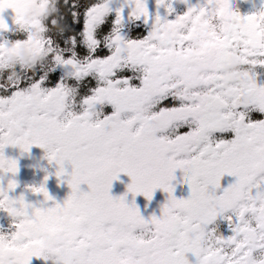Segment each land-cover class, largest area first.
<instances>
[{
    "label": "snow or ice",
    "instance_id": "1",
    "mask_svg": "<svg viewBox=\"0 0 264 264\" xmlns=\"http://www.w3.org/2000/svg\"><path fill=\"white\" fill-rule=\"evenodd\" d=\"M178 2L186 10L167 19L146 0H0V176L17 172L6 147L36 146L70 189L48 205L43 183L32 186L34 205L8 195L14 179L0 184L11 218L0 264H192L188 253L194 264H264V0L243 15L230 0ZM172 3L156 0L166 16ZM125 21L148 28L127 37ZM21 48L30 55L17 62ZM226 56L233 78L220 82ZM177 169L187 197L172 195ZM119 173L133 197L167 193L159 216L109 195ZM55 231L65 239L50 246Z\"/></svg>",
    "mask_w": 264,
    "mask_h": 264
},
{
    "label": "flooded vegetation",
    "instance_id": "2",
    "mask_svg": "<svg viewBox=\"0 0 264 264\" xmlns=\"http://www.w3.org/2000/svg\"><path fill=\"white\" fill-rule=\"evenodd\" d=\"M262 0H230V7L233 11H239L240 14H248L255 9L259 8ZM118 3V0H117ZM117 3H113L112 7L115 8ZM189 3H196V0H189ZM147 10L151 15L157 14L161 18L173 19L175 15L182 14L185 10V4L178 2V0H173L172 7L174 9L173 14L166 16V10L164 7H157L156 0H146ZM127 10H125L126 15ZM13 16L10 10H5L3 13V18L8 23L9 27H13L12 19ZM112 17H109L111 20ZM139 28L144 31L147 30L148 25L142 23V21H134L129 23L125 21L124 27L121 29L123 35L127 37H133L136 33L133 29ZM3 38L8 40L23 39V34L20 32H4ZM22 49V48H21ZM20 49V50H21ZM27 56L30 55V51L27 48ZM20 50L18 52L19 59ZM202 48L197 47L190 51L192 56L198 57L202 54ZM230 58L225 57V63L218 68L217 79L220 82H227L233 78V73L230 69ZM24 60H22L23 62ZM203 65L196 63L192 66V73L198 75L202 70ZM258 83H264V77H260ZM169 104L171 102H168ZM4 155L8 158L14 159L17 162V172L14 176L11 174H3L0 176V184H6L8 179H14L16 181L17 187L10 191L8 195L12 198L23 196L26 203L38 204L39 201L43 200V196L39 193H32L29 188L32 186H40L43 183V187L47 191L48 195L51 197L47 203L51 205L52 201L56 203H62L70 192L69 187L63 182L65 178H58L54 175L56 171V165L54 163H49L45 156L43 149L32 146L29 148L27 153H21V151L16 147H6L4 150ZM64 168L66 172L71 171V166L65 162ZM47 175V180L44 177ZM174 179L170 182L173 186L172 195L176 198L187 197L188 189L187 185L181 183L183 173L177 169L173 173ZM233 178L225 177L222 180V185L227 186V183L231 182ZM131 182L130 177L124 173H119L116 180H113L109 188V195L112 197L124 196L126 203H134L140 213V215L147 219L150 216H159L160 206L164 203L167 193L162 192L160 189H156L152 193L150 200L146 199L142 195L132 196L131 193H127V185ZM82 191H87V185H80ZM11 224V218L7 216L6 213L0 211V231L9 229ZM215 226L218 231L227 236L230 234L227 226V222L218 218L215 222ZM65 239L64 235L55 231L49 236L50 246H55L60 244ZM192 264H194L195 257L191 253L186 254ZM32 264H39L38 261H33Z\"/></svg>",
    "mask_w": 264,
    "mask_h": 264
},
{
    "label": "clouds",
    "instance_id": "3",
    "mask_svg": "<svg viewBox=\"0 0 264 264\" xmlns=\"http://www.w3.org/2000/svg\"><path fill=\"white\" fill-rule=\"evenodd\" d=\"M20 57L21 59H19V61L17 62H22V60H24L26 57H27V50L26 49H21L20 50ZM49 264H57L56 260L55 259H51L49 260Z\"/></svg>",
    "mask_w": 264,
    "mask_h": 264
}]
</instances>
